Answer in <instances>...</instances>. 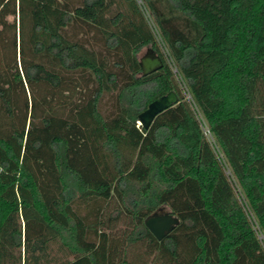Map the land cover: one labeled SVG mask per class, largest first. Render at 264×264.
Returning a JSON list of instances; mask_svg holds the SVG:
<instances>
[{
  "label": "trees",
  "instance_id": "1",
  "mask_svg": "<svg viewBox=\"0 0 264 264\" xmlns=\"http://www.w3.org/2000/svg\"><path fill=\"white\" fill-rule=\"evenodd\" d=\"M142 2L264 233V0ZM142 7L0 0V264H264ZM156 206L179 220L161 239Z\"/></svg>",
  "mask_w": 264,
  "mask_h": 264
},
{
  "label": "water",
  "instance_id": "2",
  "mask_svg": "<svg viewBox=\"0 0 264 264\" xmlns=\"http://www.w3.org/2000/svg\"><path fill=\"white\" fill-rule=\"evenodd\" d=\"M141 67V73H146L161 66V60L158 54L147 47L145 52L138 58ZM177 101V95L174 90H169L152 100L146 107L137 114V119L143 127H147L156 113L172 105ZM178 218L171 214L169 210L160 206L147 214L143 223L156 239L164 237L177 223Z\"/></svg>",
  "mask_w": 264,
  "mask_h": 264
},
{
  "label": "built area",
  "instance_id": "3",
  "mask_svg": "<svg viewBox=\"0 0 264 264\" xmlns=\"http://www.w3.org/2000/svg\"><path fill=\"white\" fill-rule=\"evenodd\" d=\"M154 30H155V28H154ZM154 30L152 29V31L156 37V35H157L155 33L156 30L155 31ZM157 43H158L160 51L162 52L168 66L170 68L172 75L174 76V79L176 80V83H177V86H178V89H179V92H180L182 98L188 103V105L192 109L197 121L199 122V126L201 128V132H202L203 136L207 139V141L211 145L217 159L221 163V167L223 169L225 176L227 177L228 181L231 183L232 188L235 192L237 189L236 181H235V179H234V177L230 171L229 166L227 165L226 161L224 160L221 151L217 147L208 125L206 124L204 118L199 113V110L197 109V107H196V105L192 99V96H191L190 92L188 91L187 86H186L184 80L182 79V77L178 71V68L175 65L174 61L172 60V58H171L170 54L168 53L166 47L161 42V40H160V42H157ZM136 123H139V121L136 120ZM237 199L240 202V204L242 205V208H243V210L247 216V219H248L252 229L254 230L255 236H256L258 242L260 243V246L264 252V233H263V231L259 228V226H258L254 216L252 215L248 205L242 200L243 198L242 199L237 198Z\"/></svg>",
  "mask_w": 264,
  "mask_h": 264
},
{
  "label": "rangeland",
  "instance_id": "4",
  "mask_svg": "<svg viewBox=\"0 0 264 264\" xmlns=\"http://www.w3.org/2000/svg\"><path fill=\"white\" fill-rule=\"evenodd\" d=\"M141 7L143 6V2H142V0H135ZM142 10L144 11V16H145V18L147 19V21H148V24H149V26H150V28L151 29H153L154 30V28H155V26H154V23L152 22V19H150L151 17L149 16V14H148V11L145 9H143V7H142ZM156 30V29H155ZM154 30V31H155ZM156 34H157V31L155 32ZM159 36H157L156 35V39H157V42H160V40H159V38H158ZM147 47L146 46H143L140 50H139V52H138V56L140 57L144 52H145V49H146ZM235 193V196H236V198H243L242 200L245 202V199H244V197H243V195H242V192L240 191V189H239V187L237 186V189H236V191L234 192ZM129 203V204H128ZM246 203V202H245ZM127 204H128V206H131V204H130V202H129V200H127ZM111 203H109V206H108V209H107V212L110 210V208H111ZM158 207H160V206H156L154 209H152V211H154V210H157V208ZM164 208H166V206H164ZM151 211V212H152ZM124 225V221H123V218H122V216H121V219L118 221V223H117V225H116V230L118 229V230H120L121 228H122V226ZM141 244L142 243H135L133 246L132 245H130L129 247H128V251H130V255L133 253V251H132V249L133 248H135L136 250H140L141 248H143L142 246H141ZM150 260V256H143V258L141 257V260H140V262H138V259L137 260H135V262H137L138 264H151V261H149Z\"/></svg>",
  "mask_w": 264,
  "mask_h": 264
}]
</instances>
